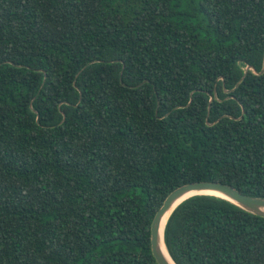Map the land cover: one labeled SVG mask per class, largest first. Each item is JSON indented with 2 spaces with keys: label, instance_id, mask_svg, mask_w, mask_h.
Wrapping results in <instances>:
<instances>
[{
  "label": "trees",
  "instance_id": "1",
  "mask_svg": "<svg viewBox=\"0 0 264 264\" xmlns=\"http://www.w3.org/2000/svg\"><path fill=\"white\" fill-rule=\"evenodd\" d=\"M263 63L264 0H0V264H157L174 189L264 198ZM163 239L264 264V218L215 196Z\"/></svg>",
  "mask_w": 264,
  "mask_h": 264
},
{
  "label": "water",
  "instance_id": "2",
  "mask_svg": "<svg viewBox=\"0 0 264 264\" xmlns=\"http://www.w3.org/2000/svg\"><path fill=\"white\" fill-rule=\"evenodd\" d=\"M248 69L249 67L246 68V70ZM263 70H264V63L260 73H262ZM197 195H208V196H215L222 198L252 215L264 218V198H257V197L244 195L235 188L219 182H192L182 185L171 191L166 196L162 205L156 211L150 225V238H149L150 250L157 264H170L166 260V257L163 254L161 248L162 244L165 247L163 232L167 219L180 203H182L183 201H185L190 197ZM165 218L166 221L163 224ZM161 227H162V234L160 232ZM173 264L175 263L173 262Z\"/></svg>",
  "mask_w": 264,
  "mask_h": 264
},
{
  "label": "bare ground",
  "instance_id": "3",
  "mask_svg": "<svg viewBox=\"0 0 264 264\" xmlns=\"http://www.w3.org/2000/svg\"><path fill=\"white\" fill-rule=\"evenodd\" d=\"M203 194H205V193H203ZM187 196H189V195H187ZM186 196V197H187ZM166 221V218L164 219V221H163V224H164V222ZM161 234H162V227H161ZM161 248H162V251H163V254L165 255V257H166V260L170 263V264H173V262H172V260H171V258H170V256H169V254H168V252L166 251V248L164 247V245L162 244L161 245Z\"/></svg>",
  "mask_w": 264,
  "mask_h": 264
}]
</instances>
